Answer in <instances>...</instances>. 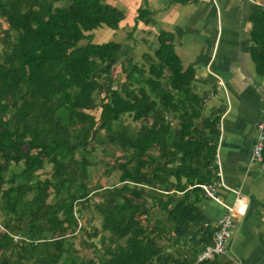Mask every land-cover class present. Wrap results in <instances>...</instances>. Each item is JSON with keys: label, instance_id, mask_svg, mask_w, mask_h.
I'll use <instances>...</instances> for the list:
<instances>
[{"label": "trees", "instance_id": "1", "mask_svg": "<svg viewBox=\"0 0 264 264\" xmlns=\"http://www.w3.org/2000/svg\"><path fill=\"white\" fill-rule=\"evenodd\" d=\"M123 17L106 0H0V150L8 149L0 155V264H194L212 243L214 226L181 242L170 225L199 216L219 115L196 122L206 93L194 90L195 69L183 67L166 35L143 62L123 60L121 42L81 43ZM251 39L264 72L263 12ZM119 61L125 74L114 85ZM98 151L116 155L117 183L91 185ZM85 213L100 225L88 230ZM96 236L101 252L84 257L81 247Z\"/></svg>", "mask_w": 264, "mask_h": 264}, {"label": "crops", "instance_id": "2", "mask_svg": "<svg viewBox=\"0 0 264 264\" xmlns=\"http://www.w3.org/2000/svg\"><path fill=\"white\" fill-rule=\"evenodd\" d=\"M106 1L123 10L124 17L117 28L104 29L105 24L94 28L81 43L94 37L121 42L123 60L143 62L158 45V37L166 35L183 67L195 69L194 90L206 93L197 122L212 113L219 115L218 133L212 134L213 179L220 171L223 183L239 189L246 201L245 212L235 217L227 254L216 258L221 264H228L230 257L241 264H264V167L252 155L257 123L264 118V72L256 68L251 50L253 16L264 13V0ZM124 74L119 61L113 75ZM210 91L214 94L208 96ZM217 193L228 203L235 198V192L224 186ZM197 197L198 218L184 227L170 225L181 242L214 226L225 210L205 194Z\"/></svg>", "mask_w": 264, "mask_h": 264}, {"label": "built area", "instance_id": "3", "mask_svg": "<svg viewBox=\"0 0 264 264\" xmlns=\"http://www.w3.org/2000/svg\"><path fill=\"white\" fill-rule=\"evenodd\" d=\"M222 82L219 81V84ZM213 91L208 93L211 96ZM263 145H264V118L257 123V135L255 142L252 146V155L255 159L259 160L264 167L263 161ZM217 165L219 164L218 159H216ZM217 177L210 182L198 183V185L203 189L204 194L221 203L224 207V212L218 218L214 225V232L212 235V243L205 245V247L198 252L196 262L203 261L205 259H212L218 255L227 254V242L231 237L234 227H235V217L238 214H243L246 209V201L244 196L241 194L239 189L232 188L225 183H223L220 178V171L216 170ZM220 186H224L235 192V198L233 202H226L218 193L217 189ZM196 262L194 264H196ZM228 264H241L234 257H230Z\"/></svg>", "mask_w": 264, "mask_h": 264}, {"label": "rangeland", "instance_id": "4", "mask_svg": "<svg viewBox=\"0 0 264 264\" xmlns=\"http://www.w3.org/2000/svg\"><path fill=\"white\" fill-rule=\"evenodd\" d=\"M105 27L104 29H108V26H103ZM108 27V28H107ZM98 29V28H96ZM94 29V30H96ZM94 30L92 32H94ZM7 31V22L2 20L1 22V26H0V36H3ZM96 32V31H95ZM107 40H111V39H103V40H98L96 39V37H94V41L91 42H103V41H107ZM1 47V44H0ZM117 77V76H116ZM115 75H114V80L113 81L114 85H117L115 83ZM123 75L119 76V79L122 80ZM116 87V86H115ZM93 113L97 116L99 113V110H94ZM123 120L125 122L131 123L132 125H139V122H136L135 120H132V117L129 116L128 114H124L123 115ZM198 120V119H197ZM196 120V122H197ZM177 124V120L173 119L172 120V125ZM7 148L1 149L0 150V155L4 152L7 151ZM98 163L95 167H91V176H90V183L91 185L99 182L100 184H105V185H111L113 183H117L118 179H119V171L116 169H113L109 166L110 162H113V159L116 155L114 156H104L101 152L98 151ZM48 170H50V165H46L44 169H41V176H45L48 173ZM95 198H98V196L96 195ZM87 214L85 213L81 219V224L85 225L87 227V229H91V224L100 225V218L96 217L94 218L92 221H90L89 223L87 222V218H86ZM81 236L88 239L87 235L85 233H81ZM76 243L78 245L81 246L79 240L76 238L75 239ZM90 241H92L94 243V245L96 246V249L94 248L95 246H87L85 245L84 248L81 247L80 249V253L83 254L84 257H89V256H93L95 253H100L102 250V244L99 240V236L93 237L90 239ZM97 250V251H96ZM18 251H23L22 249H18ZM99 263V262H98Z\"/></svg>", "mask_w": 264, "mask_h": 264}]
</instances>
